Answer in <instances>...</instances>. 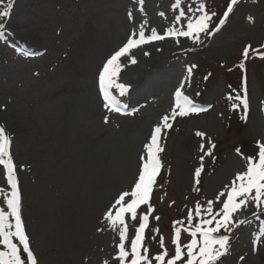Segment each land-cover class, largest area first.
<instances>
[{
    "label": "rangeland",
    "instance_id": "obj_1",
    "mask_svg": "<svg viewBox=\"0 0 264 264\" xmlns=\"http://www.w3.org/2000/svg\"><path fill=\"white\" fill-rule=\"evenodd\" d=\"M228 1L181 0V5L195 9L203 3L218 23ZM9 3L0 31H10L17 48L3 45L0 37V126L11 140L21 213L39 264H117L118 234L103 213L132 185L144 144L162 117L171 115L177 86L184 83V94L203 109L176 116L169 121L172 127L162 130V167L145 233L151 256L163 251L161 237L173 253L168 218L183 220L197 200L203 205L225 191L264 143V58L250 52L245 64L241 61L247 45L264 53V0H239L219 32L185 44L144 75L130 93L125 115L98 102V71L140 25L146 35L173 26L176 0H144L143 5L139 0H0V11ZM18 43L41 52L27 54ZM120 83L131 90L130 83ZM14 124L20 135L12 140ZM201 166L197 185L194 172ZM0 189L2 201L11 192L4 165ZM146 211L142 207L140 214ZM233 220L228 252L218 264H264V240L253 243L264 212L249 205ZM127 222L132 238L138 222ZM188 239L182 236L183 243Z\"/></svg>",
    "mask_w": 264,
    "mask_h": 264
},
{
    "label": "snow or ice",
    "instance_id": "obj_2",
    "mask_svg": "<svg viewBox=\"0 0 264 264\" xmlns=\"http://www.w3.org/2000/svg\"><path fill=\"white\" fill-rule=\"evenodd\" d=\"M238 2L239 0H229L226 11L219 18L218 23H214V17L217 14L205 10L206 6L203 3L195 9L189 7L186 12L180 8L181 0H176L173 7L180 9L179 14L175 17V24L168 27L163 34L152 28L150 35H146L144 25H140L138 31L133 32L127 42L106 59L98 73L99 90L105 100V106L108 107V102L115 100L112 95L113 90L118 91L121 96L128 90L127 85L119 82L122 71L121 60L129 57L133 48L164 40L166 37L176 38L177 43H179V37L188 38L194 44L201 43L202 35L213 36L221 30ZM139 3L143 5L144 0H139ZM10 8L11 3L4 11H0V17H7ZM187 13H192V15L187 16L186 23H182V18L186 17ZM128 15L129 19L133 18L131 12ZM160 15L163 16L164 13H160ZM248 19L251 21L252 17H248ZM176 24L181 26L177 27ZM3 28L4 25L0 23V29ZM3 36L4 33L0 31V37ZM250 52H257L261 58H264V53L247 45L242 54L245 60L249 58ZM148 54L145 53V55ZM129 62L137 63L135 57H131ZM193 67L195 65L188 68L189 74ZM182 88L183 85L175 91V106L171 115L162 117L161 122L152 130L148 142L144 144V154L140 156V165L132 185L128 190L119 192L114 198V202L103 213V220L106 221L107 226L118 234L117 252L113 257L117 264H218L220 258L229 249L230 237L227 233L235 226L234 215L249 205L264 212V143H260L257 155L247 158L246 169L235 175L230 184L226 186L225 191L218 192L213 199L206 200L203 205L197 200L194 208L188 210L187 216L183 220L175 222L171 241L174 252L169 253L164 245L163 237H161L160 247L163 251L158 252L155 256L150 255L149 248L145 246V231L149 227V216L154 212L151 199L162 167L159 157V153L163 151L160 145L162 130L171 128L172 125L169 121L175 119L176 116L197 110L193 100L184 94ZM242 102L247 109V98L245 97ZM105 122H107V118H105ZM197 135L202 137L204 134L198 132ZM10 145L11 140L6 134V129L0 126V165H4L7 171V184L11 186L10 194H5L4 199L0 201L6 205V208L0 207V246H2L0 264H39L22 219L21 193L16 178L17 166L10 153ZM201 150H203V146H201ZM201 172L202 166L194 172V180L197 185L200 183ZM194 190L198 191V189ZM2 191L0 189V192ZM142 207H146L147 211L140 214ZM253 215L256 213L254 212ZM155 219L159 220V217H155ZM129 220L138 222V227L135 228V235L132 238L129 237L127 222ZM244 222L240 221L239 223ZM102 230L98 229V231ZM154 231L158 233L159 229ZM184 233L189 237L187 243L182 242ZM262 240H264V226L260 228L253 243L256 245ZM240 259L243 260L244 257H240ZM103 264H109V261L104 260Z\"/></svg>",
    "mask_w": 264,
    "mask_h": 264
},
{
    "label": "bare ground",
    "instance_id": "obj_3",
    "mask_svg": "<svg viewBox=\"0 0 264 264\" xmlns=\"http://www.w3.org/2000/svg\"><path fill=\"white\" fill-rule=\"evenodd\" d=\"M191 7L188 5H180L181 9H184L187 12V9ZM179 10L177 8H173L174 17H176L179 14ZM192 13H187L186 17L182 18V23H186L187 16H191ZM195 17L193 16V19ZM175 26L180 27L181 25L176 24ZM2 31V30H1ZM6 39L9 38L7 32H3ZM179 43L176 42V38L173 37H166L164 40L160 41H154L152 43L143 44L138 48H133L130 52L129 57L122 58V71L120 73L119 81H126L130 83V85L133 86V89L135 87H138L142 81V78L147 73H151L154 71L163 61L167 58H171L173 55H175L179 50H184V45L187 43H191L192 40L185 38V37H179ZM30 48L37 50L34 48L32 44H27ZM34 52L33 50H30ZM145 53H149L148 55H145ZM131 57H135L137 63L131 64L129 62ZM181 87V85H180ZM179 87V88H180ZM185 85L183 84L182 91L185 92ZM98 102L100 105L104 108L103 103L99 98ZM12 128H15L13 132L10 131L11 139L15 138L16 135H20V128L18 125H11ZM246 209H241L239 212H237L233 218H238L240 214L245 215ZM112 260V259H111ZM110 260V261H111Z\"/></svg>",
    "mask_w": 264,
    "mask_h": 264
}]
</instances>
